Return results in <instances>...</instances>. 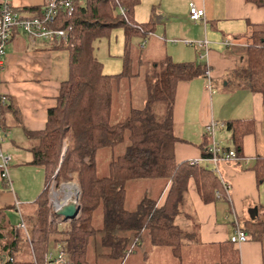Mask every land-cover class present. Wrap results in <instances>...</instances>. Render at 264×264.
<instances>
[{
	"label": "trees",
	"instance_id": "obj_1",
	"mask_svg": "<svg viewBox=\"0 0 264 264\" xmlns=\"http://www.w3.org/2000/svg\"><path fill=\"white\" fill-rule=\"evenodd\" d=\"M264 7V0H246ZM140 0H77L75 13L69 18L61 11L55 25L71 30L68 46L55 45L70 53L69 79L61 84L55 108L49 110L43 131L30 134L32 164L45 170V189L23 218L27 232L14 226H0V264H46L48 254L65 245L68 264H124L137 247L150 245L169 248L180 257L182 241L191 239L174 221L183 212L188 183L193 179L204 203L225 197L220 176L199 163H178L175 158L173 110L180 82L206 76L208 68L198 64H178L170 57L155 63L144 74L146 89L142 108H132L129 116L111 123L115 83L141 76L142 56H135L132 40L146 42L154 32V22L139 24L135 10ZM44 11L40 15L43 16ZM124 31L123 70L105 75L103 64L95 57V43L110 36L114 28ZM140 45V46H141ZM138 64L140 70L135 69ZM235 79L253 92L264 94V34L255 32L244 65ZM15 111L8 102L0 110ZM17 112L15 111V114ZM241 124L226 125L233 132L231 147L238 160L243 156V138L248 131ZM239 126V127H238ZM69 146L63 155L66 138ZM127 142L123 155L113 159L109 175L99 177L96 155L100 149L115 148ZM211 154L203 150V158ZM259 182L264 180V160L252 168ZM161 179L167 183V197H145L135 211L126 208L127 183ZM64 183L80 186L81 213L60 228L50 218L55 215L49 203L48 189ZM218 194L220 195L218 197ZM102 213V225L95 227L94 216ZM63 223V224H64ZM254 241H264V222H248L246 227ZM230 240L219 245L218 264H240L239 250Z\"/></svg>",
	"mask_w": 264,
	"mask_h": 264
},
{
	"label": "crops",
	"instance_id": "obj_2",
	"mask_svg": "<svg viewBox=\"0 0 264 264\" xmlns=\"http://www.w3.org/2000/svg\"><path fill=\"white\" fill-rule=\"evenodd\" d=\"M47 1L11 0V4L23 17H40ZM189 1L140 0L135 21L139 24L153 21L155 26L144 48L141 43L133 47L146 54L141 57V74L167 57L178 64L192 63L208 68L205 77L183 81L177 86L173 110L174 134L178 139L175 158L178 163L197 162L214 170L227 189L224 186L225 197L206 204L191 179L183 212L174 223L192 234L191 239L182 241V252L185 249L202 260L193 264H218L219 245L229 242L237 228L246 232L248 222H264V180L259 182L252 170L258 159L264 160V94L251 91L235 79L236 71L244 65L253 34L256 31L264 34V7L246 0H193L206 13L204 21L194 24L189 18ZM205 40L209 43L208 50L183 43ZM144 63L150 65L148 69ZM69 73V51L43 40L33 43L25 33L15 31L6 48L0 93L7 96L17 112L2 110L1 119L8 135L3 148L12 156L11 167L15 166L12 178L16 185L22 166L37 167L43 170L44 176L40 179L45 189V170L32 164L31 148L35 141L29 135L46 128L49 110L56 107L61 84L69 79ZM209 82L213 86L211 91L206 89ZM144 103L145 99L143 106ZM230 122L239 123L248 131L243 138V156L216 166L203 158V150L214 144L222 152L231 147L233 132L226 129ZM212 125L216 126L214 133L208 131ZM67 140L70 142V137L65 143ZM168 188L165 187L162 195ZM41 190L37 187L13 194L0 178V219L3 222L7 219L4 209L16 208L15 204L20 202L26 210L31 209ZM255 208L257 213L250 214ZM235 248L240 253V264H264V241L249 238ZM156 249L157 254L168 255L171 263L184 264L181 253L178 257L169 248Z\"/></svg>",
	"mask_w": 264,
	"mask_h": 264
},
{
	"label": "rangeland",
	"instance_id": "obj_3",
	"mask_svg": "<svg viewBox=\"0 0 264 264\" xmlns=\"http://www.w3.org/2000/svg\"><path fill=\"white\" fill-rule=\"evenodd\" d=\"M124 40V31L122 28L119 27L114 28L111 31L110 36L104 37L95 43L94 55L103 64V73L105 75H118L122 72L124 57ZM138 43H140V39L135 38L132 40V45H135V47H137ZM135 56L146 57V54L144 53L143 55L142 52L140 53L135 50ZM143 65L145 69H148L150 66H147L146 63H144ZM135 69L136 71L140 70L138 68V64H135ZM142 72L143 73L141 74V76L136 79L129 80L124 78L115 83L111 115L112 124L125 120L129 116L132 108L143 107L142 103L143 100L146 98L145 85L142 84V82L144 83L143 78L145 70H143ZM68 142L69 140H67V143ZM126 149L127 142L115 148L100 149L96 155V167L98 176L107 177L109 175V165L111 161L113 159H116L120 155H123L126 152ZM66 150L67 147L65 149L63 148V155L65 154ZM3 151L5 152L4 148ZM14 167V165L10 167L11 181L13 184V188L10 189V191L13 194L22 191H32L34 188L37 187L43 190V184L40 179L41 176H44L42 169L37 167H33V169H30L27 166H22L20 168L21 171H18L19 175L16 185L12 178V169ZM37 172H41V175L38 176ZM166 186L167 183L161 179L129 181L127 183L126 208L129 211H135L138 205L145 197L158 199L159 205H162L167 197V192L165 193L166 195H162ZM70 187L74 188L75 194H72L74 192H68ZM12 190H14V192ZM79 195L80 186L76 183H64L61 186L57 187L56 182H52L48 189L49 203L52 212L56 215L55 205L58 202L61 203L66 199H70L71 197L72 200H74L73 198H76L77 196L79 197ZM22 204L20 202V204H15L16 208L4 209V217L7 219L4 222L2 219H0V224L3 223L14 227H20V225L24 221L23 218L30 212V209L26 210L27 207L25 208V206ZM51 221L54 223V226L59 225L61 229L65 225V223L70 222L64 221L61 217L56 220L51 217L50 222ZM94 224L95 227H101V210H97V212L95 213ZM26 228L28 230V227ZM155 250H157L156 246H152L149 242H147L142 247H137L135 253L130 254L124 264H178V262L171 263L167 258L168 255H159L155 252ZM53 251L57 253V250ZM180 253L181 256L183 255L185 257L184 264L188 262H190L189 264H193L194 261H199L200 263H202V260L200 258H197V256L193 253L186 252L185 249L183 250V252L181 250Z\"/></svg>",
	"mask_w": 264,
	"mask_h": 264
},
{
	"label": "built area",
	"instance_id": "obj_4",
	"mask_svg": "<svg viewBox=\"0 0 264 264\" xmlns=\"http://www.w3.org/2000/svg\"><path fill=\"white\" fill-rule=\"evenodd\" d=\"M77 0H48L43 16L41 17H23L11 4V0H0V75L4 66V59L6 56V48L10 43L15 31L20 30L26 34V36L35 43L37 40H43L50 44L65 45L68 46L70 43V31L58 29L55 27L59 14L63 10L67 13L68 17L71 18L75 13V2ZM205 10L199 8L193 0L189 1V18L192 23H200L205 20ZM176 42V41H175ZM186 46H196L199 50H208V41L196 42L183 41ZM146 42L142 43L141 48H144ZM206 89L211 91L213 89L212 84L209 82ZM8 98L6 95L0 93V110L6 107ZM1 112H0V178L6 183V186L10 189L13 188L12 181L10 178V167L12 163V156L3 151V144L6 141L7 133L4 131L1 125ZM216 129L215 125L209 128V132L214 133ZM67 144V145H66ZM68 147V143H64V149ZM211 154L210 160L217 166L219 162L225 160H238L235 152L230 151L223 154L221 148L218 145H213L208 149ZM197 163V162H192ZM224 185V184H223ZM225 186V185H224ZM226 188V186H225ZM227 189V188H226ZM72 194H75L72 193ZM71 194V195H72ZM219 197V195H218ZM72 197L66 199L61 203L55 205L56 212L61 209L62 206L67 205L71 202L76 205H80V195L76 198ZM20 228L27 232L26 225L23 223ZM249 240L248 234L237 228L233 235L230 237V241L239 245ZM57 253L51 251L48 254L46 264H68V254L66 246L58 245L56 247Z\"/></svg>",
	"mask_w": 264,
	"mask_h": 264
},
{
	"label": "water",
	"instance_id": "obj_5",
	"mask_svg": "<svg viewBox=\"0 0 264 264\" xmlns=\"http://www.w3.org/2000/svg\"><path fill=\"white\" fill-rule=\"evenodd\" d=\"M81 209V205H76L75 203L71 202L62 206L61 209L56 212V215L63 218L64 221H72L79 217ZM252 212L257 213V209L255 208L254 210H251L250 214H252Z\"/></svg>",
	"mask_w": 264,
	"mask_h": 264
},
{
	"label": "bare ground",
	"instance_id": "obj_6",
	"mask_svg": "<svg viewBox=\"0 0 264 264\" xmlns=\"http://www.w3.org/2000/svg\"><path fill=\"white\" fill-rule=\"evenodd\" d=\"M69 193H72V192H75L74 188L73 187H70L69 190H68Z\"/></svg>",
	"mask_w": 264,
	"mask_h": 264
}]
</instances>
